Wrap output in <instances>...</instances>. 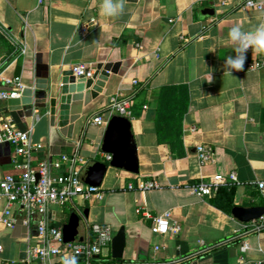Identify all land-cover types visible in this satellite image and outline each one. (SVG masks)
<instances>
[{
  "label": "crops",
  "instance_id": "0c3cea01",
  "mask_svg": "<svg viewBox=\"0 0 264 264\" xmlns=\"http://www.w3.org/2000/svg\"><path fill=\"white\" fill-rule=\"evenodd\" d=\"M256 1L261 8L245 6V0H126L123 13L110 18L100 12L102 0H0V91L13 88L9 80L17 78L21 65L18 79L24 87L37 78L48 80L53 88L48 100L57 112V88L74 64L87 62L97 70L100 62H122L120 72H111L89 101L71 104L70 137L38 109L30 123L14 112L0 114L23 130L32 129V141L41 145L33 151L34 163L79 154L88 161L84 178L87 166L101 160L106 129L88 118L112 96H134L131 121L140 172L109 166L100 185L103 198L78 197L54 210V223L62 227L78 213L79 241L92 239L94 222L110 225L114 234L124 226L123 259H113L111 247L105 252L109 264L264 260V217L243 223L216 204L222 188H233L235 206H264L258 188L264 180V65L249 69L252 56H246L242 71L227 74L223 67L236 54L228 43L230 28L239 24L248 31L264 21V0ZM93 18L98 23L80 32L82 21ZM253 55L264 61V55ZM6 105L7 100L0 101V107ZM200 143L214 148V162L201 163ZM233 170L240 182L221 187L213 197L192 190L200 180ZM20 172L14 145L0 143V179ZM146 180H157L160 187L128 188ZM6 206L0 198V218ZM168 210L180 233L154 234L153 218ZM35 228L20 217L13 228L0 221V264L23 260L21 244L28 249L39 243Z\"/></svg>",
  "mask_w": 264,
  "mask_h": 264
},
{
  "label": "built area",
  "instance_id": "2783aa9c",
  "mask_svg": "<svg viewBox=\"0 0 264 264\" xmlns=\"http://www.w3.org/2000/svg\"><path fill=\"white\" fill-rule=\"evenodd\" d=\"M244 4L248 7H262L256 0H245ZM96 23V18L84 20L79 30L86 33ZM21 50L24 52V49ZM253 53L251 49L246 53V56H252L248 68L262 67L264 61L256 58ZM71 70L77 78H93L96 73L95 67L87 62L76 63ZM9 83L13 88L1 90L0 101L21 95L24 88L22 82L16 78L9 80ZM134 83L138 81L134 80ZM134 104V96H112L104 109L88 118V123L106 127L114 114L132 119ZM31 131V128L21 129L12 117L0 118V143L14 145L16 166L21 170L19 175L6 174L0 179V198L7 202L0 221L9 228L15 226L19 217L28 227L35 223V238L39 240V243L28 247L27 256L21 262L2 261L1 264H54L55 257L66 258L65 264H109L105 252L111 249L115 235L110 225L94 222L91 224L92 239L65 242L63 227L54 223L58 219L55 207L63 208L78 197L86 200L104 197L105 193L100 186L84 181L82 170L88 161L79 154H62L34 163L33 151L41 145L32 141ZM196 150L202 164L214 162L215 151L211 145L200 143ZM99 156V159L107 163L113 158L112 154L102 150L99 151ZM20 157L22 159L19 160ZM239 182L238 173L233 170L228 175L216 174L209 179L200 180L192 186V190L200 197H213L221 187ZM157 187H160L157 180L140 182L137 188L132 183L128 185L129 189L141 190ZM258 188L264 198V180L258 182ZM152 231L156 235L179 234L181 226L173 220L172 212L168 210L153 218ZM245 248L246 245L243 246ZM2 250L3 245L0 244V251Z\"/></svg>",
  "mask_w": 264,
  "mask_h": 264
},
{
  "label": "water",
  "instance_id": "95a60500",
  "mask_svg": "<svg viewBox=\"0 0 264 264\" xmlns=\"http://www.w3.org/2000/svg\"><path fill=\"white\" fill-rule=\"evenodd\" d=\"M121 61L100 62L93 78H77L72 70L64 72L60 86L57 88L60 106L58 111L53 110L52 102L48 95L53 91L48 80L37 78L31 85L25 86L19 97L9 98L7 105L0 107V114L14 112L28 123L32 121L34 110L38 109V115H49L52 125L57 124L63 134L72 135L74 124L71 122V104L85 100L89 101L104 85L110 77V73L120 72ZM22 66L18 65L16 77L20 78ZM48 111L50 113L48 114ZM54 111V112H53ZM102 150L112 154V160L107 163L96 160L89 164L85 170L84 181L88 184L100 186L109 166L122 168L138 174L140 172L138 146L132 130V121L126 116L114 114L109 119L102 138ZM232 214L243 223H249L264 217V206L236 205L232 208ZM80 217L72 212L70 219L63 225L65 242L81 240L79 235ZM127 244L125 227L122 226L114 235L112 242V256L115 260H122ZM27 244H21V259H25ZM114 264V263H111ZM176 264H185L184 261ZM193 264H196L193 263ZM244 264H264V260H248Z\"/></svg>",
  "mask_w": 264,
  "mask_h": 264
},
{
  "label": "clouds",
  "instance_id": "9594fccd",
  "mask_svg": "<svg viewBox=\"0 0 264 264\" xmlns=\"http://www.w3.org/2000/svg\"><path fill=\"white\" fill-rule=\"evenodd\" d=\"M125 2L126 0H102L100 12L105 17H118L124 11ZM228 43L234 46L236 54L224 61V72L232 74L233 70L242 71L249 49L256 55H264V21L248 31L243 30L239 24L233 25L228 33Z\"/></svg>",
  "mask_w": 264,
  "mask_h": 264
},
{
  "label": "trees",
  "instance_id": "16d2710c",
  "mask_svg": "<svg viewBox=\"0 0 264 264\" xmlns=\"http://www.w3.org/2000/svg\"><path fill=\"white\" fill-rule=\"evenodd\" d=\"M220 193V200L216 201V204L218 207H220L223 210L231 211L232 208L235 206L233 201V188L230 190H226V188H222V190L219 191Z\"/></svg>",
  "mask_w": 264,
  "mask_h": 264
}]
</instances>
